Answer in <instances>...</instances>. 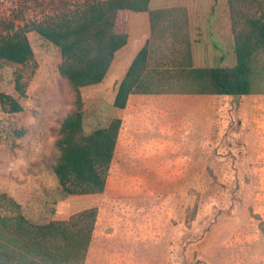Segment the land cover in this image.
<instances>
[{
    "label": "rangeland",
    "instance_id": "1",
    "mask_svg": "<svg viewBox=\"0 0 264 264\" xmlns=\"http://www.w3.org/2000/svg\"><path fill=\"white\" fill-rule=\"evenodd\" d=\"M88 1L96 0H0V18L27 30L34 50L24 64L0 61V94L23 105L13 113L0 102V194L20 204L4 203L0 213H22L40 224L71 220L95 207L84 264H264V50L254 58L255 93L189 102L206 106L205 121L195 107L155 95L201 89L188 76L194 38L197 66H234V29L258 16L259 5L151 0V9L164 8L141 86L152 92H134L118 109L114 86L80 87L85 134L116 117L122 122L105 190L71 195L59 185L54 166L60 156L59 128L76 108L77 90L59 72V47L32 27ZM192 8L199 17L207 14L196 32L187 15ZM136 15L118 12L116 31L125 32L131 23L132 33L134 22L139 23ZM124 53L132 51L118 50L111 69ZM109 72L105 82L112 77Z\"/></svg>",
    "mask_w": 264,
    "mask_h": 264
},
{
    "label": "trees",
    "instance_id": "2",
    "mask_svg": "<svg viewBox=\"0 0 264 264\" xmlns=\"http://www.w3.org/2000/svg\"><path fill=\"white\" fill-rule=\"evenodd\" d=\"M257 3L260 14L246 19L245 27L235 32L234 66L193 67L188 76L201 87L196 93L244 96L255 93L252 87L254 58L264 50V2ZM151 0L88 1L61 14L34 23L44 39L59 47L62 62L60 74L77 90L76 108L61 122L56 142L60 156L54 173L62 190L71 195L102 193L113 160L121 117L107 127L85 134L83 98L80 87L101 83L115 54L127 44L128 34L116 31L120 10L148 11L153 27L162 18L163 9H150ZM1 26L3 28L1 29ZM149 56L147 42L134 57L118 85L113 105L126 107L131 93H151L141 86ZM34 57V50L24 28L0 18V61L24 64ZM19 88V86H18ZM24 93V92H22ZM2 107L8 112L23 109L21 102L6 93L0 94ZM4 203L20 208V204L0 194V210ZM97 219L95 207L86 208L71 220H51L36 224L22 213L15 216L0 213V264H84Z\"/></svg>",
    "mask_w": 264,
    "mask_h": 264
},
{
    "label": "crops",
    "instance_id": "3",
    "mask_svg": "<svg viewBox=\"0 0 264 264\" xmlns=\"http://www.w3.org/2000/svg\"><path fill=\"white\" fill-rule=\"evenodd\" d=\"M191 1H195V0H191ZM160 8L161 9H164L163 7H160ZM201 9L204 11L203 8H201ZM207 10L208 11H211V13H212V10H210V9H207ZM123 11H128V10H120L119 11V14H123ZM132 12H134L135 15L137 13H141V14H137L135 16V18H136L135 21H137L139 23H135L134 22V29L132 30V33L130 31L131 30L130 29L131 23H130V25L127 26V28H126V30H125L124 33H127L128 34V41H127V44L122 47L124 49L129 50V51L131 50L132 53H131V55H128V56H125V53H124L123 56H119L118 57L119 59L117 58V61H116L115 65L113 66L112 69H111V65H110V68H109V71L110 72H109V74L111 73L112 77L109 80V82H107V80L105 82V79H104L101 83H98V85H102L104 87L105 86L108 87L110 85L112 87L114 86V90H116V91L118 90L119 83L124 78L125 74L127 73V71L129 69V67H130V65H131V63H132L135 55L144 46V44L147 43V41L149 42V48H150V51H151V47L150 46H151V43H152V37H153V32H154L153 29H154V27H153L152 21L150 19V14H149L148 11H141V12L132 11ZM187 15L190 18V22L189 23L191 25L194 24V28H191V30L193 32L194 31L196 32L197 31V28L198 29H202V27L204 25L202 21L206 17L207 14H204L205 15L204 17H199L197 15L195 9H193V14L191 13V10L188 9V14ZM139 19H141V21ZM206 24H207V22H206ZM194 40H195V38H194ZM194 40L192 41V42H194V44L191 47V53H192V55H191V57H192L191 58V61L194 63V67H201V66H197L196 65L197 59L195 58L196 55L194 54V46L198 42V40H196V41H194ZM157 43H159V40H157ZM199 43L202 44V42H199ZM115 57H116V54H115ZM221 57L224 59V56H221ZM204 58H206V56H202L201 57V60H203ZM147 65H148V63H147ZM145 73H147V68L145 70ZM155 95L160 96V97H166V99H169L170 101L174 102V104L177 105V106L184 107L185 105H190L191 107H195V111H197V112L200 113L199 114L200 119H203L205 121V119H204V117H205L204 110L206 109V106L205 107H202L200 105H196L197 103H189V102H194L195 100L211 101V100H214L216 98V95L217 94L192 93V92H189L188 93V92H173L172 91V92L155 93ZM249 95H251V94H249ZM249 95L241 96L240 99H243L245 96H249ZM131 96H134L133 93L130 94V97ZM221 96H223V95H221ZM225 96L230 97L232 95H225ZM232 97H235L236 98L237 96H232ZM185 101H187V102H185Z\"/></svg>",
    "mask_w": 264,
    "mask_h": 264
},
{
    "label": "water",
    "instance_id": "4",
    "mask_svg": "<svg viewBox=\"0 0 264 264\" xmlns=\"http://www.w3.org/2000/svg\"><path fill=\"white\" fill-rule=\"evenodd\" d=\"M237 97L240 98V95H238Z\"/></svg>",
    "mask_w": 264,
    "mask_h": 264
}]
</instances>
